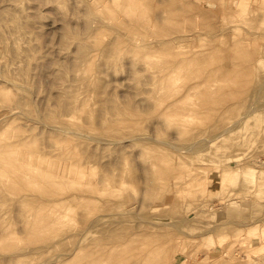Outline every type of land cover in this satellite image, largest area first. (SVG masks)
<instances>
[{
    "label": "rangeland",
    "instance_id": "374dc122",
    "mask_svg": "<svg viewBox=\"0 0 264 264\" xmlns=\"http://www.w3.org/2000/svg\"><path fill=\"white\" fill-rule=\"evenodd\" d=\"M123 1L0 0V144L3 142L2 139L8 138L12 142L10 148L18 158L25 159L26 163L23 165L26 166L24 168H30L31 173L34 167L38 172L37 175H35V171L30 174L33 175L31 179L19 171L23 166L20 163L13 169L8 165V168L5 166V169L2 168L3 163H1L2 166L0 165V170L2 172L4 170V173L0 174V179L8 176L3 180L5 183L0 185L4 188L2 190L8 191L5 190L7 186L4 184L8 183L7 181H9L8 184H11V178L14 179L12 183L15 182V186L11 185L15 189L17 188V191L20 186L22 188V190L20 188L21 192L19 191L20 195L16 193L18 196L13 192L12 194L0 192V195L7 193L5 196H0V223L2 222L0 235L5 237L3 241V238L0 237V248L2 247L0 249V264H50V261L51 264H64L65 262H67L65 264L73 262L76 264L75 259L77 258L82 260L77 259V264L79 262L80 264H101V261L110 262L112 260V258H108L107 261L105 256L109 253L106 255V251L102 258L101 256H98L99 260L97 258L96 251L100 248L103 251L106 247L105 243H108V248L113 249L114 247L112 253L119 251V256L123 255L124 263L120 261V264H140L137 258L140 255L135 254L137 251L135 249L138 247L135 245L142 244L143 234H146V237L149 234V238L143 239L144 244L141 246L149 243L147 241L150 240L149 244H151L154 236L156 237L153 244L164 246L167 242L166 239L170 237L169 244L171 242L173 247L170 244L165 252L166 259L162 260L165 264H167L166 260L170 261L169 264H264V0ZM120 2L130 4L131 11L127 10L126 4H120ZM187 3L189 7L183 5ZM116 6L121 7L118 9ZM122 8L125 9L126 14ZM138 10H141V15ZM136 11L137 13H134ZM142 11L145 12L143 15ZM129 13L135 24V27L131 26L134 30L129 26L132 25ZM134 14L137 16L135 19L137 18L136 20L139 22L134 20ZM121 18H125L124 21ZM117 19L119 20L117 21ZM113 20L114 22H112ZM119 22L121 23L120 27L117 26L120 25ZM113 23L116 24L115 27L112 26ZM65 28L67 29L65 30ZM113 28L115 32H113ZM240 41L241 43H239ZM81 42L83 45L86 43V47L89 48L84 54L79 51ZM235 44H240L242 48ZM115 45H118V49H115L117 48ZM231 45L235 47L232 54L230 52ZM225 47H229V49H224ZM227 49L229 51H224ZM246 49L252 53L250 54ZM207 50H209L210 59L208 54H205L208 53ZM185 53L186 57L190 55L188 58L189 60L191 58L192 61L178 64L179 67H175L178 74L174 71V74L177 75L173 82L170 78L174 75H169L171 73L168 70L169 64L172 60L177 59L179 54L180 58H183L184 56L181 55ZM191 53L201 57L202 54H205L203 57L206 58L204 60L202 57V60L200 56H196L200 60L195 61V57L192 58L194 55L191 57ZM85 54H88L89 57L88 55L85 57ZM170 55L173 59L169 57ZM175 55L178 57L175 58ZM207 57L210 61L207 60ZM242 57L245 59L249 57L245 60L246 63L242 62L244 61ZM167 58L168 61L171 60L170 63ZM148 61L152 62L149 64ZM164 63L163 67L166 68H161ZM195 63H197L196 66ZM199 63L200 65H198ZM159 64L161 67L158 66ZM232 64L238 69H234ZM225 67L227 70L229 68L230 76ZM199 68L205 70L201 71ZM223 70L226 71V74ZM88 73H91L92 76ZM153 75L154 78H152ZM231 76L233 78L236 76L237 79H233ZM249 77L250 79L247 80ZM14 81H18L17 84L20 83V85L13 84ZM161 84L166 86V89ZM159 87L164 90L160 92ZM169 87L171 88L169 89ZM157 90L160 92V94L158 92L159 95L156 93ZM246 90L248 92H245ZM1 92L5 94L2 95ZM239 93V96H235ZM152 94L159 96L156 98L159 102L155 98V101L153 100ZM160 95L165 98L163 96L161 98ZM206 96H210L211 102ZM217 97L222 100L218 101ZM228 97L230 98L228 99ZM163 98L164 101L167 99L168 103L171 101L170 105L168 104L170 112L163 105L160 106ZM256 98L257 100H255ZM231 100L234 101L231 102ZM192 102L194 103L192 104ZM166 105L164 104V106ZM192 105H195L196 109L200 108L196 111ZM117 106H120V109ZM230 106L231 108H229ZM8 107L13 108V110L10 109L13 113L9 111ZM230 110L231 112H229ZM129 111L135 113L132 114L131 122ZM163 111L164 113H162ZM125 112L130 114H126L129 117L125 116ZM122 113L124 115H121ZM3 114L5 116H2ZM7 114L9 116H6ZM136 114L142 115L136 116L138 119L140 118L139 121L135 117ZM197 115L199 117H196ZM206 115L209 116L206 117ZM234 116L236 118L233 120ZM56 119L60 121L57 122ZM182 121L183 123H181ZM56 122L63 127L58 126L59 124L57 125ZM229 126L230 128H228ZM72 129L74 130L72 131ZM218 130L224 134L221 133L220 136L215 137ZM111 131H115V133H111ZM108 133L112 137L107 135ZM208 138H210L209 141ZM110 139L111 141H109ZM193 143L197 146H190ZM149 147L150 149L147 150ZM194 148L195 150H193ZM167 149L170 151L168 152ZM151 150L156 152V159L152 156L154 153H150ZM165 167H168V172L170 170L173 172H167V175ZM8 169L10 170L8 171ZM174 170L177 171L174 172ZM7 171L13 175L8 174ZM154 171L160 175L157 176ZM19 174L22 175L21 181L17 177ZM165 174L169 178H165ZM28 175L29 173H27ZM40 175L46 176L39 179ZM154 175L157 179L151 177ZM34 176L38 180L34 181ZM49 178H51L50 180L55 179L56 183L53 181L49 183ZM26 183L29 185L27 186ZM51 183L58 187L56 185L53 187ZM44 184L47 186L50 184L53 187H51L52 190L57 187L59 192L56 189L54 191L56 194L59 193L60 197L56 195L54 198L55 194L52 196L51 188H46ZM8 186L10 191L13 190L10 185ZM44 186L46 190L50 189L45 190L46 193L42 191ZM15 189L13 191H16ZM48 192L50 193L48 194ZM109 192L110 195H107ZM31 193L35 196H31ZM15 197L18 200H14ZM40 199H46V204ZM24 200H28L27 203L32 200V203L30 204V201L27 205ZM23 203L27 205H25L26 208L31 206L29 208L31 211L27 209L29 212H26ZM87 204H90L88 206L91 209V205L96 204L97 206L91 211L89 207V210L87 209ZM48 208L51 210L53 208L52 212L57 214L56 217L54 216L57 220L50 221L52 213L51 210L48 211ZM30 212H33V217ZM48 212H50L49 219V216L46 217ZM26 213L30 214L28 218ZM114 214L116 215L114 216ZM85 216L89 219H85ZM120 216L124 217L119 218ZM44 217L48 221L44 222ZM37 220L38 223H46L47 226L39 225L35 231L33 224L37 223ZM49 221L50 223H48ZM28 222L30 223L28 224ZM48 225L54 228L51 229ZM119 225H122V228ZM3 226L7 229L5 230ZM42 226L44 228L46 226L47 229ZM58 227H64L63 232ZM113 227L114 229H111ZM149 227L151 228L149 229ZM3 229L11 235L3 236L5 235V232L2 234ZM79 229H81V235ZM121 229L124 231L122 232ZM41 230L45 231L41 232ZM33 231L37 232L36 235ZM51 231L54 233L50 234ZM125 231L128 232V235L124 233ZM152 231L159 234L158 238L155 233L152 236L150 233ZM59 232L63 234L60 236ZM137 232L142 235L140 236ZM44 233L47 235L46 241L51 237L49 240L51 242H46L43 238V244L41 243L42 238H39L37 234L44 235ZM74 235H77L76 238ZM118 235H121V238ZM84 236L88 237L87 240L84 239ZM122 236L125 240H122L124 239ZM131 237L134 240L136 237L135 241L141 238L137 244L135 241L128 242V244H135H131L135 248L133 251H130L131 246L129 248L126 244V238L127 241H131ZM88 240L91 245L86 243ZM44 241L48 248L44 246L46 245ZM11 242L14 244L12 245ZM77 242H80V247ZM6 243L9 244L8 247ZM101 243L103 247L105 246L104 248L100 246ZM10 244L14 247L12 248ZM87 244L92 247L93 253H89L91 247ZM51 245L54 249L51 248ZM141 246L139 245V249ZM149 246L151 247V245ZM149 246L146 248V251L149 250V252H146L143 247L144 249L141 248V250L145 252L138 250L142 254L139 253L142 256H145L146 253L150 254ZM165 246L161 247L160 245L159 250L155 245L152 246L154 248L151 252L154 257L153 260L149 258L151 259V263L148 260L149 264H152L154 260L155 264L162 263L160 260L165 249L163 252L160 250ZM33 247L41 249L40 252L43 255ZM124 247L129 248L130 252ZM93 248L97 250L94 251ZM55 249L57 250L55 251ZM60 249L61 251H59ZM124 249L126 252L122 254ZM120 250H122L121 253ZM109 252L113 261L116 260L115 264H118L117 260L122 257L117 259L116 256H113L116 252L113 255L110 250ZM131 252L135 255L130 254ZM24 253L27 254L24 255ZM10 255L13 259L9 257ZM98 255H101V252ZM116 255L118 254L116 253ZM35 257L38 258V261ZM71 257L72 260H69ZM6 258L8 259L6 260ZM146 261L147 259L143 261V264L144 262L147 264ZM112 263L114 264L111 261Z\"/></svg>",
    "mask_w": 264,
    "mask_h": 264
},
{
    "label": "bare ground",
    "instance_id": "6f19581e",
    "mask_svg": "<svg viewBox=\"0 0 264 264\" xmlns=\"http://www.w3.org/2000/svg\"><path fill=\"white\" fill-rule=\"evenodd\" d=\"M119 1H120V0H119ZM122 1H123V0H122ZM130 1H132V0H130ZM130 1H129V2H130ZM133 1H135V0H133ZM151 1H152V0H151ZM123 2H124V1H123ZM123 2H122V3H123ZM126 2H128V1H126ZM126 2L123 3V4H126ZM129 2H128V3H129ZM122 3L120 2V4H122ZM132 3H133V5H134V2H132ZM169 3H170V2H169ZM172 4H173V3H172ZM117 5H118V4H117ZM129 5H130V4H126V8H127L128 11H131V10L129 9V7H130ZM133 5H132V6H133ZM183 5L186 6V5H188V3H187V4H183ZM116 7H117V6H116ZM120 7H121V6H119V8H120ZM168 7H170V6H168ZM175 7H176V6H175ZM187 7H189V5H188ZM191 7H192V5H191ZM89 8H90V7H89ZM117 8H118V7H117ZM119 8H118V9H119ZM122 9H123V8H122ZM135 9L137 10V8H135ZM177 9H178V8H177ZM89 10H90V9H89ZM91 10H92V9H91ZM124 10H125V9H123V11H124ZM169 10H170V8H169ZM128 11H127V12H128ZM138 11H139V10H138ZM185 11H186V10H185ZM124 12H125V11H124ZM140 12H141V10L139 11V13H140ZM142 12H143V11H142ZM173 12H174V11H173ZM93 13H95V12H93ZM96 13H97V12H96ZM134 13H137V11L134 12ZM144 13H145V12H143L142 15H143ZM169 13H171V12H169ZM125 14H126V12H125ZM131 14H132V12H131ZM114 15H115V14H114ZM128 15H130V13H129ZM134 15H135V16H133V17H134V20H136L137 18L135 19V17H137V16H136V14H134ZM137 15H139V14H137ZM140 15H141V13H140ZM145 15H146V14H145ZM172 15H173V14H172ZM175 15H176V14H175ZM97 16H98V15H97ZM125 16H126V15H125ZM131 16H132V15H130V20H131ZM109 17H110V16H109ZM133 17H132V19H133ZM147 17H148V16H147ZM173 17H174V16H173ZM98 18H99V17H98ZM117 18H118V17H117ZM143 18H144V17H143ZM114 19H115V18H114ZM123 19H125V18H123ZM123 19L121 18V20H123ZM141 19H142V18H141ZM101 20H102V19H101ZM101 20H100V21H101ZM118 20H119V19H117V21H118ZM151 20H152V19H151ZM123 21H124V20H123ZM131 21H132V20H131ZM136 21H137V20H136ZM140 21H141V20H140ZM112 22H114V20H113ZM127 22L129 23V21H127ZM137 22H139V20H138ZM119 23H120V22H119ZM131 23H132V25H129V26H130V27H131V26L135 27V24L133 23V21H132ZM131 23H129V24H131ZM124 24H125V23H124ZM114 25H116V24L113 23L112 26H114ZM122 25H123V24H122ZM165 25H166V24H165ZM117 26L120 27V26H121V23H120V25H117ZM136 26H137V24H136ZM109 27H110V26H109ZM114 27H115V26H114ZM125 27H126V26H125ZM131 28H132V27H131ZM66 29H67V28H65V30H66ZM109 29H110V28H109ZM132 29H133V28H132ZM110 30H112V28H111ZM114 30H115V29L113 28V32H115ZM133 30H134V29H133ZM158 35H159V34H158ZM116 36H119V35H116ZM159 37H161V36L159 35ZM162 37H163V36H162ZM115 38H116V37H115ZM115 38H114V39H115ZM175 38H176V37H175ZM116 39H117V38H116ZM157 39H158V38H157ZM173 39H174V37H173ZM176 39H177V38H176ZM126 40L129 41L128 39H126ZM158 40H159V39H158ZM242 42H243V41H242ZM114 43H115V42H114ZM126 43H127V42H126ZM235 43H236V42H235ZM239 43H241V41H240ZM243 43H244V42H243ZM118 44H119V43H118ZM127 44H128V43H127ZM145 44H146V43H145ZM166 44H167V43H166ZM84 45H85V47H84ZM84 45H83V43L81 42V45H80V47H79V51H80V53H82V54H84L85 52H87L86 50H89V48L86 47V46H87L86 43H84ZM233 45H234V44H233ZM236 45H237V44H235V46H236ZM112 46H114V45H112ZM117 46H118V45H115V47H117ZM167 46H168V45H167ZM171 46H172V45H171ZM237 46H239L240 48H242V47L240 46V44L237 45ZM86 48H88V49H86ZM98 48H99V47H98ZM113 48H114V47H113ZM170 48H171V47H170ZM221 48H222V47H221ZM221 48H220V49H221ZM226 48L229 49V47H225L224 49H226ZM230 48H232V49H230V50H231L230 52H231V54H232V51H234L233 49H234L235 47L231 45ZM115 49H118V47L115 48ZM141 49H142V48H141ZM141 49H140V50H141ZM208 49H209V48H208ZM228 49H227V50H224V51H229ZM100 50H101V49H100ZM119 50H120V48H119ZM154 50H156V49H154ZM244 50H245V49H244ZM246 50H247V49H246ZM101 51H102V50H101ZM109 51H110V48H109ZM146 51H147V50H146ZM151 51H152V50H151ZM180 51H181V50H180ZM183 51H184V50H183ZM185 51H186V50H185ZM185 51H184V52H185ZM247 51L250 52V50H247ZM105 52H106V51H105ZM118 52H119V51H118ZM154 52H155V51H154ZM181 52H182V51H181ZM187 52H188V51H187ZM207 52H208V53H205V54H208V56H209V50H207ZM220 52H221V51H220ZM237 52H238V51H237ZM248 52H247V53H248ZM121 53H122V52H121ZM145 53H146V52H145ZM149 53H150V52H149ZM158 53H159V52H158ZM169 53H170V51H169ZM172 53H173V52H172ZM176 53H177V52H176ZM178 53H179V52H178ZM210 53H211V51H210ZM238 53H239V52H238ZM251 53H252V52H250V54H251ZM107 54H108V56H109V53H108V52H107ZM111 54H112V53H111ZM143 54H144V53H143ZM150 54H152V52H151ZM173 54H174V53H173ZM181 54H182V53H181ZM205 54H204V55H205ZM227 54H228V53H227ZM235 54H237V53H235ZM239 54H241V53H239ZM86 55H88V54H85V57H87ZM112 55H113V54H112ZM177 55H178V54H177ZM185 55H186V53L183 54V55H181V56L186 57ZM187 55H188V54H187ZM193 55H194V56H193ZM204 55L202 54V57H203ZM246 55H247V54H246ZM90 56H91V55H90ZM110 56H111V55H110ZM116 56H117V55H116ZM167 56H168V55H167ZM167 56H166V57H167ZM189 56H190V55H189ZM189 56H188V57H189ZM192 56H193V57H192ZM196 56H197V55L191 53V57H192V58H194V57L197 58V57H199L200 55L197 56V57H196ZM206 56H207V55H206ZM211 56H212V55H211ZM88 57H89V55H88ZM112 57H113V56H112ZM117 57H118V56H117ZM169 57H170L171 59H173L171 55H170ZM176 57H178V56L175 55V58H176ZM184 57H183V58H180V54H179V57H178L177 59H175V60H172L171 63H170L171 60L169 59V61H168V58H167V61L171 64V65L169 64V66H170L169 69L167 68L169 71H171V73H170L169 75H174V76H172V78H170V79L173 80V82H174V80H176V79H175V76L178 74V72L175 70V67H177L178 64H181V63L183 64V63H185V62L192 61L191 58H190V60H189L188 57H186V58H184ZM200 57H201V56H200ZM202 57H201L200 59H202ZM91 58H92V57H91ZM140 58H141V56H140ZM162 58H163V57H162ZM195 58H194L195 61H199V60H200V59H198V58H197L198 60L195 59ZM204 58H206V57H203V59H204ZM211 58H212V57H211ZM239 58H240V57H239ZM242 58H243V57H242ZM248 58H249V57H247L246 59H248ZM92 59H93V58H92ZM141 59H142V58H141ZM145 59H146V58H145ZM148 59H149V58H148ZM153 59H154V58H153ZM203 59H202V60H203ZM209 59H210V56H209ZM209 59H208V57H207V60H209ZM236 59H237V58H236ZM243 59H244V61H242ZM243 59H242L241 61L246 63V62H247V61H245L246 59H245V58H243ZM117 60H119V59H117ZM117 60H116V61H117ZM165 60H166V59H165ZM204 60H205V59H204ZM207 60H206V61H207ZM237 60H238V59H237ZM155 61H156V60H155ZM167 61H166V62H167ZM180 61H181V62H180ZM195 61H193V62H195ZM206 61H205V62H206ZM209 61H210V60H209ZM148 62H149V61H148ZM151 62H152V61H150L149 64H150ZM166 62H165V63H166ZM168 62H167V63H168ZM179 62H180V63H179ZM203 62H204V61H203ZM207 62H208V61H207ZM211 62H212V61H211ZM113 63H114V62H113ZM145 63H146V61H145ZM159 63H160V62H159ZM165 63H164L163 65H161L162 67L160 66V64H159L158 66H160L161 68H166V67H163V66L165 65ZM167 63H166V66H167ZM234 63H235V62H234ZM236 63H237V62H236ZM152 64H153V63H152ZM212 64H213V63H212ZM212 64H211V65H212ZM237 64H238V63H237ZM237 64H236V65H237ZM93 65H94V64H93ZM153 65H155V64H153ZM153 65H152V66H153ZM196 65H197V63H195V66H196ZM198 65H200V63H199ZM205 65H206V64H205ZM207 65H208V64H207ZM209 65H210V63H209ZM219 65H220V64H219ZM232 65H233V64H232ZM236 65H235V66H236ZM242 65H243V64H242ZM181 66H182V65H181ZM192 66H193V65H192ZM202 66H204V65L202 64ZM247 66H249V65L247 64ZM160 67H159V69H160ZM178 67H179V66H178ZM200 67H201V66H200ZM222 67H224V66H222ZM233 67H234V65H233ZM233 67H232V69H233ZM242 67H243V66H242ZM155 68H156V67H155ZM205 68H206V67H205ZM209 68H210V67H209ZM211 68H212V66H211ZM214 68H215V67H214ZM236 68H237V67H234V69H236ZM194 69H195V68H194ZM217 69H218V68H217ZM225 69H226L227 74H228V72L230 71L229 68H228L229 71L227 70L226 67H225ZM237 69H238V68H237ZM240 69H241V68H240ZM247 69H249V68H247ZM160 70H161V69H160ZM165 70H166V69H165ZM168 70H167V71H168ZM199 70L203 71V70H205V69L202 70V69L199 68ZM211 70H212V69H211ZM213 70H214V69H213ZM242 70H243V69H242ZM244 70H245V69H244ZM161 71H162V70H161ZM161 71H160V72H161ZM169 71H168V73H169ZM172 71H173V72H172ZM174 71H175V73L177 72V74H174ZM207 71H209V70H207ZM214 71H215V70H214ZM214 71H213V74H214ZM221 71H222V70H221ZM221 71H220V72H221ZM223 71H224L225 74H226V71H225V70H223ZM231 71H232V70H231ZM240 71H241V70H240ZM240 71H239V72H240ZM84 72H85V71H84ZM87 72H88V71H87ZM183 72H184V71H183ZM236 72H237V71H236ZM151 73H152V72H151ZM154 73H155V72H154ZM162 73H164V71H162ZM162 73H161V74H162ZM217 73H218V72H217ZM88 74H89L90 76H92L91 73H88ZM152 74H153V73H152ZM152 74H151V75H152ZM165 74L167 75L166 72H165ZM209 74H210V73H209ZM234 74H235V73H234ZM237 74H238V73H237ZM240 74L242 75L243 73H240ZM162 75H164V74H162ZM179 75H180V73H179ZM215 75H216V74H215ZM215 75H214V77H215ZM228 75H229V74H228ZM232 75H233V73H232ZM84 76H85V75H84ZM90 76H88V77H90ZM210 76H211V75H210ZM212 76H213V75H212ZM217 76H218V74H217ZM229 76H230V75H229ZM169 77H170V76H169ZM183 77H184V76H183ZM219 77H220V76H219ZM226 77H227V76H226ZM235 77H236V76H235ZM235 77L233 78V77L231 76V78H233V79H237V78H235ZM244 77H245V76L243 75V78H244ZM91 78H92V77H91ZM91 78H90V79H91ZM152 78H154V75H153ZM223 78H224V77H223ZM87 79H88V78H87ZM170 79H169V80H170ZM207 79H208V78H207ZM210 79H211V78H210ZM215 79H216V78H215ZM217 79H218V78H217ZM241 79H242V78H241ZM249 79H250V77L247 78V80H249ZM88 80H89V79H88ZM172 80H170V81H172ZM225 80H226V79H225ZM228 80H230V79H228ZM238 80H239V78H238ZM243 80H244V79H243ZM160 81H162V80H160ZM164 81H165V78H164ZM167 81H168V80H167ZM204 81H205V80H204ZM210 81H211V80H210ZM213 81H215V80H213ZM221 81H222V78H221ZM235 81H236V80H235ZM235 81H234V82H235ZM6 82H7V80H6ZM17 82H18V81H17ZM17 82L14 81L13 84L16 85ZM173 82H170V83L173 84ZM8 83H9V82H8ZM160 83H161V82H160ZM170 83H168V84L171 86ZM207 83H209L208 80H207ZM218 83H219V82H218ZM242 83H243V81H242ZM10 84H11V82H10ZM156 84H157V83H156ZM239 84H240V83H239ZM245 84H247V83L245 82ZM11 85H12V84H11ZM17 85H20V83H18ZM161 85H162L163 88L166 89V86L164 87L163 84H161ZM241 85L243 86V84H241ZM13 86H14V85H13ZM225 86H226V85H225ZM156 87H157V86H156ZM171 87H174V86L172 85ZM171 87H169V89H170ZM237 87H239V86L237 85ZM245 87H246V86H245ZM154 88H155V87H154ZM159 88H160V87H159ZM206 88H207V87H206ZM229 88L231 89V87H229ZM229 88H228V89H229ZM232 88H233V87H232ZM240 88H241V87H240ZM240 88H239V89H240ZM243 88H244V87H243ZM152 89H153V87H152ZM155 89H157V88H155ZM155 89H154V90H155ZM173 89H174V88H173ZM203 89H204V88H203ZM214 89H215V88H214ZM244 89H245V88H244ZM244 89H243V90H244ZM248 89H249V88H248ZM163 90H164V89H161V88H160V92L163 91ZM243 90H242V91H243ZM1 91H2V90H1ZM155 91H156V90H155ZM155 91H154V92H155ZM208 91H210V90H208ZM213 91H214V90H213ZM240 91H241V90H240ZM240 91H239V92H240ZM242 91H241V92H242ZM253 91H254V90H253ZM2 92H4V91H2ZM2 92H1V93H2ZM158 92H159V91L157 90L156 93L158 94ZM160 92H159V94H160ZM186 92H187V91H186ZM220 92H222V91H220ZM241 92H240V93H241ZM245 92H248V91L246 90ZM245 92H244V93H245ZM257 92H258V91H257ZM156 93H155V94H156ZM204 93H205V92H204ZM207 93H209V92H207ZM212 93H213V92H212ZM216 93H217V92H216ZM233 93H234V92H233ZM240 93L237 94V95H235V96H239ZM4 94H5V93H2V95H4ZM155 94H154V95H155ZM157 94H156V95H157ZM159 94H158V95H159ZM234 94H236V93H234ZM242 94H243V93H242ZM245 94H246V93H245ZM245 94H244V95H245ZM255 94H256V93H255ZM255 94H254V96H255ZM258 94H259V93H258ZM6 95H7V94H6ZM152 95H153V94H152ZM154 95L152 96V97H153V100H154V98H155V100H157L156 98H158L159 96L157 97V96L155 95V97H154ZM192 95H193V94H192ZM208 95H209V94H208ZM213 95H215V94H213ZM218 95H219V94H218ZM162 96H163V95H160L161 98H162ZM215 96H216V95H215ZM228 96H229V95H228ZM231 96H233V95H231ZM246 96H247V95H246ZM257 96H258V95H257ZM163 97H164V96H163ZM203 97H204V96H203ZM206 97H207V96H206ZM213 97H214V96H213ZM213 97H212V98H213ZM150 98H151V97H150ZM164 98H165V97H164ZM164 98L162 99L163 101L160 102L161 104H160V103H159V104H160V106L163 105L164 108L166 107L165 109H168V104H169L171 101H169V103H168V102H166V101H168V100L166 99V101H164V100H165ZM207 98H209V99H208L209 101L211 100V99H210V96H208ZM215 98H216V97H215ZM215 98H214V99H215ZM223 98H224V97H223ZM229 98H230V97H228V99H229ZM231 98H232V97H231ZM259 98H260V97H259ZM261 98H262V97H261ZM159 99H160V98H159ZM196 99H197V98H196ZM196 99H195V100H196ZM219 99L222 100L221 98H219ZM219 99H218V97H217V100H218V101H220ZM226 99H227V98H226ZM228 99H227V100H228ZM240 99H241V98H240ZM251 99H252V98H251ZM253 99H254V98H253ZM150 100L153 102L152 99H150ZM155 100H154V101H155ZM195 100H194V101H195ZM199 100H200V98H199ZM201 100H202V99H201ZM204 100H206V99L204 98ZM208 100H207V102H208ZM234 100H235V99H234ZM234 100H231V102L234 101ZM236 100L238 101L239 99H236ZM242 100H243V99H242ZM244 100H245V99H244ZM255 100H257V98H256ZM160 101H161V99H160ZM191 101H192V100H191ZM157 102H159V101L157 100ZM164 102H166L167 105H166V103H164ZM203 102H204V101H203ZM203 102H202V103H203ZM210 102H211V101H210ZM210 102H208V103H210ZM221 102H222V101H221ZM242 102H243V101H242ZM163 103H164L166 106H164ZM193 103H194V102H192V104H193ZM202 103H201V104H202ZM205 103H206V102H205ZM218 103H220V102H218ZM113 104H114V103H113ZM155 104H156V103L154 102V105H155ZM195 104H196V103H195ZM212 104H213V103H212ZM212 104H209V105H212ZM215 104H216V103H215ZM231 104H232V103H231ZM237 104H238V103H237ZM252 104H253V103H252ZM169 105H170V104H169ZM203 105H204V104H203ZM203 105H202V108H203ZM205 105H206V104H205ZM205 105H204V106H205ZM228 105H229V104H228ZM235 105H236V104H235ZM240 105H241V104H240ZM244 105H246V104H244ZM7 106H8V105H7ZM77 106H78V105H77ZM192 106H193V105H192ZM194 106H195V105H194ZM194 106H193V107H194ZM213 106H215V105H213ZM231 106H232V105H231ZM231 106H230L229 108H231ZM233 106H234V105H233ZM241 106H242V105H241ZM249 106H250V105H249ZM255 106H257V105H255ZM260 106H261V105H260ZM111 107H112V106H111ZM117 107H118V106H117ZM163 107H162V110H163ZM197 107H198V106H197ZM207 107H208V106H207ZM209 107H212V106H209ZM227 107H228V106H227ZM236 107H238V106H236ZM239 107H240V106H239ZM257 107H258V106H257ZM2 108H3L4 110H6V108H4L3 106H2ZM118 108L120 109V106H119ZM152 108H153V107H152ZM156 108H157V107H156ZM194 108H195V107H194ZM199 108H200V107H199ZM199 108H197V109H199ZM222 108H223V107H222ZM234 108H235V107H234ZM244 108H245V107H244ZM249 108H250V107H249ZM3 109H1V110L3 111ZM8 109H9V111H10L11 108L8 107ZM115 109H116V106H115ZM153 109H154V108H153ZM191 109H193V108H191ZM191 109H190V110H191ZM195 109H196V108H195ZM197 109H196V111H197ZM204 109H205V108H204ZM209 109H210V108H209ZM236 109H237V108H236ZM240 109H242V108L240 107ZM11 110H13V108H12ZM160 110H161V109H160ZM160 110H159V111H160ZM188 110H189V109H188ZM200 110H201V109H200ZM200 110H199V112H201ZM213 110L216 111V109H213ZM250 110H251V109H250ZM258 110H259V109H258ZM6 111H7V110H6ZM134 111H135V110H134ZM166 111H167V110H166ZM168 111H169V109H168ZM202 111H203V110H202ZM225 111H226V110H225ZM238 111H239V110H238ZM240 111H241V110H240ZM10 112L13 113V111H10ZM129 112H130V111H129ZM131 112H132V113H131ZM131 112H130V114H131L130 117H129L130 114L125 112V116H128V117H129V120L132 119V117H133L132 114H135L133 111H131ZM154 112H155V109H154ZM169 112H170V111H169ZM226 112H228V111H226ZM229 112H231V110H230ZM246 112H247V111H246ZM255 112H256V111H255ZM255 112H254V113H255ZM3 113H4V111H3ZM120 113H121V112H120ZM123 113H124V112H123ZM123 113H122L121 115H124ZM162 113H164V111H163ZM193 113H194V111H193ZM206 113H207V112H206ZM208 113H209V112H208ZM239 113H241V112H239ZM249 113H250V112H249ZM258 113H259V112H258ZM126 114H129V115H126ZM180 114H181V113H180ZM182 114H183V113H182ZM185 114H186V113H185ZM196 114H197V113H196ZM202 114H203V113H202ZM202 114H201V115H202ZM234 114H235V116H236V113H234ZM255 114H257V113H255ZM10 115H11V114H10ZM137 115H140V114H136L135 117H136ZM194 115H195V114H194ZM199 115H200V114H199ZM238 115H239V114H238ZM245 115H246V113H245ZM245 115H242V116L244 117ZM247 115H248V114H247ZM251 115H252V114H251ZM253 115H254V114H253ZM2 116H5V115L3 114ZM6 116H9V115L7 114ZM140 116H142V115H140ZM140 116H139V117H140ZM179 116H180V115H179ZM207 116H209V115H206V117H207ZM235 116H234L233 120L236 118ZM137 117H138V116H137ZM137 117H136V118H137ZM196 117H199V116L197 115ZM201 117H203V116H201ZM204 117H205V115H204ZM222 117H223V116H222ZM229 117H230V116H229ZM1 118H5V117H1ZM124 118H125V117H124ZM180 118H181V117H180ZM208 118H209V117H208ZM208 118H207V119H208ZM237 118H239V117H237ZM137 119H138V118H137ZM139 119H140V118H139ZM139 119H138V121H139ZM172 119H174V118H172ZM182 119H184V118L182 117ZM186 119H187V118H186ZM198 119H199V118H198ZM200 119H201V118H200ZM204 119H205V118H204ZM229 119H230V118H229ZM229 119H228V120H229ZM242 119H244V118H242ZM121 120H122V119H121ZM124 120H125V119H124ZM127 120H128V119H127ZM129 120H128V122H129ZM178 120H179V118L177 119V121H178ZM188 120H189V118H188ZM56 121H57V119H56ZM59 121H60V120H58L57 122H59ZM64 121H65V120H64ZM125 121H126V120H125ZM136 121H137V120H136ZM180 121H181V120H180ZM180 121H179V122H180ZM190 121H191V120H190ZM193 121H194V120H193ZM197 121H198V120H197ZM222 121H223V120H222ZM236 121H237V120H236ZM238 121H239V120H238ZM57 122H56V124H57ZM107 122H108V121H107ZM126 122H127V121H126ZM126 122H125V123H126ZM130 122H131V120H130ZM185 122H186V121H185ZM185 122H184V123H185ZM214 122H215V120H214ZM225 122H226V121H225ZM230 122H233V121L230 120ZM234 122H235V121H234ZM243 122H244V120H243ZM246 122L248 123V121H246ZM62 123H63V122H62ZM181 123H183V121H182ZM194 123H196V122H194ZM211 123H212V122H211ZM222 123H223V122H222ZM58 124H59V123H58ZM58 124H57V125H58ZM100 124H101V123H100ZM110 124H111V123H110ZM172 124H174V123H172ZM175 124H176V123H175ZM186 124H187V123H186ZM191 124H192V123H191ZM204 124H205V123H204ZM214 124H215V123H214ZM228 124H229V123H228ZM235 124H236V123H235ZM244 124H246V123H244ZM60 125H61V124H59L58 126H60ZM200 125H201V123H200ZM211 125H212V124H211ZM217 125H218V124H217ZM219 125H220V124H219ZM219 125H218V126H219ZM187 126H188V125H187ZM187 126H186V127H187ZM202 126H203V125H202ZM244 126H246V125H244ZM54 127H55V125H54ZM62 127H63V126L61 125V128H62ZM175 127H176V126H175ZM181 127H182V126H181ZM210 127H211V126H210ZM210 127H209V128H210ZM215 127H217V126H215ZM93 128H95V127H93ZM107 128H108V127H107ZM183 128H184V127H183ZM190 128H191V127H190ZM194 128H195V127H194ZM194 128H193V129H194ZM211 128H212V127H211ZM213 128H214V127H213ZM218 128H220V127H218ZM228 128H230V126H229ZM232 128H233V127H232ZM237 128H238V127H237ZM179 129H180V128H179ZM73 130H74V129H72V131H73ZM84 130H85V129H84ZM93 130H94V129H93ZM111 130H112V129H111ZM186 130H187V129H186ZM194 130H195V129H194ZM76 131H78V130L76 129ZM76 131H75V132H76ZM94 131H95V130H94ZM120 131H121V130H120ZM182 131H183V129H182ZM210 131H212V130H210ZM210 131H209V132H210ZM214 131H215V130H214ZM214 131H213V132H214ZM218 131H219V132H218L217 135L214 134L215 137L220 136V134L222 133V131H221V132H220V130H218ZM224 131H226V130L224 129ZM88 132H89V130H88ZM112 132L115 133V131H111V133H112ZM199 132H200V131H199ZM213 132H212V133H213ZM72 133H73V132H72ZM76 133H77V132H76ZM79 133H80V132H79ZM121 133H122V132H121ZM201 133H202V132H201ZM73 134H74V133H73ZM77 134H78V133H77ZM87 134H88V133H87ZM118 134H119V132H118ZM202 134H203V133H202ZM222 134H224V132H223ZM226 134H227V132H226ZM107 135H110V137H112L110 133H108ZM112 135H113V134H112ZM129 135H130V134H129ZM131 136H132V134H131ZM200 136H201V135H200ZM204 136H205V135H204ZM221 136H222V135H221ZM224 136H225V135H224ZM91 137H92V136H91ZM93 137H95V136H93ZM105 137H106V136H105ZM105 137H103V139H104ZM119 137L122 138L121 136H119ZM125 137H126V136H125ZM127 137H128V136H127ZM202 137H203V135H202ZM215 137H214V138H215ZM98 138H101V137L98 136ZM131 138H132V137H131ZM199 138H201V137H199ZM203 138H204V137H203ZM203 138H202V139H203ZM94 139H95V138H94ZM142 139H143V138H142ZM96 140H97V139H96ZM104 140H106V139H104ZM133 140H134V138H133ZM133 140H132V141H133ZM203 140H204V139H203ZM209 140H210V138H208V141H209ZM211 140H212V139H211ZM2 141H3V142L0 144V165H1V163L4 164V165L2 164L3 166L1 165L2 168H4V166L7 167V165H8L9 167H11V168L13 169V168H15V167L17 166L18 163H20V164H22V165L26 163L24 158H22V157H21V158H18V156L16 155V153L10 148V145L12 144V142H10L8 138H7V139H2ZM101 141H103V140H101ZM101 141H100V142H101ZM109 141H111V139H110ZM112 141H114V140L112 139ZM129 141H130V140H129ZM106 142H107V140H106ZM194 142H195V141H194ZM212 142H213V141H212ZM104 143H105V142H104ZM110 143H111V142H110ZM113 143H114V142H113ZM115 143H116V142H115ZM131 143H133V142H131ZM140 143H141V142H140ZM198 143H199V142H198ZM201 143H203V142H201ZM206 143H207V142H206ZM213 143H214V142H213ZM133 144H134V143H133ZM141 144H142V143H141ZM143 144H144V143H143ZM188 144H189V143H188ZM215 144H216V143H215ZM151 145H152V143H151ZM155 145H156V144H155ZM184 145H186V144H184ZM195 145H196V144H195ZM195 145H194V143H193V144L190 145V146L193 147V146H195ZM202 145H203V144H202ZM205 145H206V144H205ZM211 145H212V144H211ZM213 145H214V144H213ZM141 146H142V145H141ZM148 146H149V144H148ZM187 146H188V145H187ZM196 146H197V145H196ZM199 146H200V145H199ZM145 147H146V145H145ZM159 147H160V146H159ZM159 147H158V148H159ZM173 147H174V146H173ZM185 147H186V146H185ZM142 148H143V147H142ZM151 148H152V147H151ZM154 148H155V147H154ZM188 148H191V147H188ZM148 149H150V147L147 148V150H148ZM152 149H153V148H152ZM185 149H186V148H185ZM145 150H146V149H145ZM155 150H156V149H155ZM190 150H191V149H190ZM193 150H195V148H194ZM163 151H164V149H163ZM167 151L169 152L170 149H169V150L167 149ZM147 152H148V151H147ZM151 152H152V150L150 151V153H151ZM168 152H166V153H168ZM141 153H143V152L141 151ZM153 153H154V152H152V154H153ZM155 153H156V152H155ZM155 153H154V155H152V156H154V159H156V158H155ZM162 154H163V156L165 155L164 152H163ZM169 154H170V156H171V152H170ZM169 154H168V157H169ZM157 156H158V153L156 154V157H157ZM159 156H160V155H159ZM161 156H162V155H161ZM151 158H152V157H151ZM159 159H160V158H159ZM170 160H171V159H170ZM1 161H2V162H1ZM156 161H158V160H156ZM157 164H158V162H157ZM25 166H26V165H25ZM25 166L23 165L22 167H20L21 169H20L19 171L22 173V175L25 174L26 177H29V178L32 179L33 175H30V174L34 173L35 168L33 167L34 170H32V172L30 173L31 169H30V168H27V167H26L27 169H25V168H24ZM154 166H155V165H154ZM150 167H151V166H150ZM150 167H148V168L150 169ZM156 167H157V165H156ZM156 167H155V168H156ZM159 167H160V165H159ZM159 167H158V168H159ZM169 167H170V166H169ZM7 168H8V167H7ZM7 168H6V169H7ZM22 168H24V169L22 170ZM158 168H157V169H158ZM167 168H168V167H165V169H164V170H166V173L168 172L167 170H169V169H167ZM170 168H171V167H170ZM4 169H5V168H4ZM152 169H154V168H152ZM152 169H151V170H152ZM171 169H172V168H171ZM9 170H10V169H8V171H9ZM21 170H22V171H21ZM27 170H28V171H27ZM161 170H162V169H161ZM172 170H173V169H172ZM172 170H170L168 173H171ZM8 171H7L8 174L13 175V173L11 174V172L9 173ZM26 171H27V173H29L30 176H29V175L27 176V173H25ZM158 171H159V170H158ZM175 171H177V170H174V172H175ZM0 172H1L0 174H3V173H4V170H3V172H2V170H0ZM149 172H150V171H149ZM159 172H160V171H159ZM172 172H173V171H172ZM23 173H24V174H23ZM35 173H36L35 175H37L38 172L35 171ZM151 173H152V172H151ZM163 173H164V171L162 172V175H163ZM168 173H167V175H168ZM176 173H177V172H176ZM154 174H157V173H155V171H154ZM172 174H173V173H172ZM20 175H21V174H19V175L17 176L19 180H20V178L22 177V175H21V176H20ZM42 175H43V174H42ZM42 175H40L39 177L37 176V177L40 179V178L42 177ZM150 175H152V174H150ZM158 175H160V174H157V176H158ZM174 175H175V174H174ZM174 175H173V176H174ZM3 176H4V175H3ZM45 176H46V175H44L42 178H45ZM5 177H8V176L6 175V176H4V179H2V178L0 179V181L2 180V182L0 183V185H2L3 182L5 183V181H3V180H5ZM12 177H13V176H12ZM47 177H48V175H47ZM151 177H155V179H157V178H156V175L151 176ZM159 177H161V176H159ZM183 177L186 178L185 176H183ZM162 178H163V177H162ZM165 178H169V176L166 177V174H165ZM172 178H173V177H172ZM16 179H17V178H16ZM35 179L38 180V179L36 178V176H34L33 180L36 181ZM50 179H51V178H49V180H50ZM150 179H151V178H150ZM163 179H164V178H163ZM180 179H181V178H180ZM11 180L13 181L14 179L11 178ZM33 180H31V181H33ZM47 180H48V179H47ZM49 180H48L49 183H50L51 181H53V183H56V182H55V179H54V180H50V181H49ZM6 181H7V178H6ZM12 181H11V184L15 186V182H13V183H14V184H13ZM17 181H18V180H17ZM17 181H16V182H17ZM20 181H21V180H20ZM20 181H18V182L20 183ZM23 181H24V178H23ZM34 181H33V183H34ZM151 181L153 182V180H151ZM177 181H178V180H177ZM177 181H176V183H177ZM182 181H183V180H181V183H183ZM191 181H192V180H191ZM7 182L9 183V181H7ZM152 182L150 183L151 185H152ZM192 182H193V181H192ZM8 183H6V184H4V185H6L7 187H9L8 185H10V186L12 187V188H11V187H10V188L14 190L15 188H14L11 184H8ZM33 183H31V184H33ZM53 183H51V184H52V186L54 187V185H56V184L53 185ZM163 183H164V182H163ZM16 184H17V183H16ZM47 184H48V183H47ZM47 184H44V185L46 186V188H49V187L51 188V187H52L50 184L47 186ZM26 185H27V183H26ZM28 185H29V184H28ZM28 185H27V186H28ZM34 185H35V183H34ZM34 185H33V186H34ZM151 185H150V186H151ZM156 185H157V184H156ZM173 185H174V184H173ZM6 186H5V187H6ZM16 186H18V185H16ZM35 186H36V185H35ZM45 186H44V188H43L44 190H42V191H45V190H46ZM56 186H57V185H56ZM89 186H90V185H89ZM158 186H159V185H158ZM180 186H181V185H180ZM180 186H179V187H180ZM1 187H2V186H1ZM1 187H0V188H1ZM7 187H6V188H7ZM53 187H52V188H53ZM57 187H58V186H57ZM57 187H55L54 189H56ZM91 187H92V186H91ZM91 187H90V188H91ZM159 187H161V186H159ZM165 187H166V186H165ZM6 188H5V190H8V191H4V190H2V189H4V188L2 187V188H1L2 191L0 190V192H1V193H2V192H7V193L9 192V194H12V192H13V194H14V193H15V194L17 193L18 195H20V192H21V190H22L21 186H20L21 190H20L19 187H18V188H19L18 191L16 190L17 188L15 189L17 192H16V191H13V190L10 191L8 188H7V189H6ZM52 188H51V190H52ZM88 188H89V187H88ZM92 188H94V187H92ZM152 188H153V187H152ZM32 189H33V188H32ZM34 189H35V187H34ZM41 189H42V188H41ZM54 189L51 191L52 196H53V194H55V195H54V198H55L56 195H57L58 197H60V194L58 193L59 190L56 189V190L58 191V192H57L58 194H56V191H54ZM94 189H95V188H94ZM155 189H156V188H155ZM163 189H164V188H163ZM178 189H179V188H178ZM48 190H50V189H48ZM48 190H46V191H48ZM19 191H20V192H19ZM26 191H27V190H26ZM28 191H29V190H28ZM42 191H41V192H42ZM46 191H45L44 193H46ZM96 191H97V190H96ZM174 191H175V190H174ZM52 192H53V193H52ZM1 193H0V194H1ZM7 193H4V195H0V196H5V195H7ZM25 193H26V192H25ZM29 193H30V192H29ZM42 193H43V192H42ZM44 193H43V194H44ZM49 193H50V192H48V194H49ZM2 194H3V193H2ZM17 194H16V195H17ZM48 194H47V195H48ZM91 194L93 195V193H91ZM151 194H152V193H151ZM18 195H17V196H18ZM25 195H26V194H25ZM30 195H31V196H35V195H32V193H31ZM105 195H106V194H105ZM107 195H110V192H109V194H107ZM17 196H16V197H17ZM26 196H27V195H26ZM43 196H44V195H43ZM45 196H46V195H45ZM52 196H51V197H52ZM103 196H104V195H103ZM16 197L14 198V200L16 199ZM46 197H47V196H46ZM46 197H45V198H46ZM49 197H50V196H49ZM58 197H56V198H58ZM1 198H2V197H1ZM3 198H4V197H3ZM33 198H34V197H33ZM39 198H40V197H39ZM149 198H150V197H149ZM196 198H197V197H196ZM24 199H25V198H24ZM26 199H27V197H26ZM26 199H25V200H26ZM43 199H44V198H43ZM43 199H40V201H41V200H42V202L45 201V204H46V199H45V200H43ZM49 199H50V198H49ZM1 200H3V199H1ZM16 200H18V199H16ZM25 200H24V201H25ZM28 200H29V198H28ZM28 200H27V201H28ZM34 200H35V199H34ZM34 200H33V201H34ZM19 201H20V198H19ZM27 201H25L27 205H28V203H29L30 201H31L30 204L32 203V200H30L28 203H27ZM47 201H48V200H47ZM66 201H67V200H66ZM106 201L108 202V201H110V200H106ZM16 202H18V201H16ZM38 203H39V202H38ZM23 204H24V203H23ZM26 204H24V207H25ZM30 204H29V205H30ZM45 204H44V205H45ZM102 204H103V203H102ZM118 204H119V203H118ZM27 205H26V206H27ZM33 205H36V204H33ZM63 205H64V204H63ZM88 205H90V204H87V209L89 210L90 207H89ZM98 205H99V204H98ZM100 205H101V204H100ZM104 205H105V204H104ZM45 206H46V205H45ZM45 206H44V208H46ZM96 206H97L96 204H95L94 206L91 205L92 209H93L94 207H96ZM30 207H31V206H28V208L25 207L24 210H26V212H29L27 209H29ZM85 207H86V206H85ZM88 207H89V208H88ZM118 207H119V206H118ZM106 208H107V203H106ZM46 209H47V208H46ZM46 209H45V210H46ZM90 209H91V208H90ZM92 209H91V211H92ZM99 209H100V208H99ZM24 210H23V211H24ZM29 210L31 211V209H29ZM50 210H51V209L48 208V211H50ZM88 210H87V211H88ZM105 210H106V209H105ZM123 210H124V209H123ZM33 211H34V210H33ZM35 211H36V210H35ZM38 211H39V210H38ZM42 211L44 212V210H42ZM52 211H53V208H52V210H51L52 216H51L50 221H55V220H57V218H54V216H55V215L57 216V214H55V212H52ZM91 211H90V212H91ZM101 211H102V210H101ZM90 212H89V215L91 214ZM97 212H98V211H97ZM102 212H103V211H102ZM106 212H107V211H106ZM110 212H111V211H110ZM121 212H122V211H121ZM30 213L32 214L31 216L33 217V212H30ZM34 213H38V212H34ZM45 213H46V212H45ZM115 213H116V211H115ZM122 213H123V212H122ZM122 213H121V214H122ZM24 214H25V211H24ZM41 214H44V213H41ZM48 214H50V212L47 213L46 217L49 216ZM87 214H88V213H87ZM117 214H118V213H117ZM28 215H30V214H28ZM28 215H27V213H26L27 218H28ZM108 215H109V214H108ZM110 215H111V214H110ZM115 215H116V214H114V216H115ZM35 216L37 217V215H35ZM56 216H55V217H56ZM93 216H94V215H93ZM111 216H112V215H111ZM117 216H118V215H117ZM130 216H131V215H130ZM24 217H25V215H24ZM32 217H31V218H32ZM46 217H44V220H43L44 222H45V220L48 221V219L50 218V216H49L48 219H45ZM88 217H89V216H88ZM90 217H91V216H90ZM108 217H109V216H108ZM112 217H113V216H112ZM121 217H122V216H120L119 218H121ZM123 217H124V216H123ZM123 217H122V218H123ZM34 218H35V217H34ZM39 218H40V212H39ZM39 218H37V219H39ZM42 218H43V216L41 217V219H42ZM52 218H53L54 220H53ZM59 218H60V217H59ZM117 218H118V217H117ZM29 219H30V216H29ZM85 219H89V218H87V217L85 216ZM113 219H114V218H113ZM0 220H1V219H0ZM23 220L26 221V219H24V218H23ZM32 220H33V219H32ZM32 220H29V221L31 222ZM124 220H125V219H124ZM39 221H40V219H39ZM50 221H49L48 223H50ZM87 221H88V220H87ZM115 221H116V220H115ZM127 221H128V220H127ZM30 222H28V224H29ZM40 222H41V221H40ZM123 222H124V221H123ZM123 222H122V223H123ZM33 223H34V221H33ZM33 223H32V224H33ZM42 223H43V222H42ZM48 223H47V224H48ZM85 223H86V222H85ZM117 223H118V222H117ZM122 223H121V224H122ZM138 223H139V222H138ZM143 223H144V222H143ZM1 224H2V222L0 223V225H1ZM43 224H44V223H43ZM43 224L38 223V220H37V223H34V224H33V227L36 229L35 231H37V228H39V225H43ZM89 224H90V223H89ZM114 224H115V225H118V224H116V223H114ZM124 224H125V223H124ZM44 225H46V223H45ZM112 225H113V224H112ZM140 225H141V223L139 224V226H140ZM1 226H2V225H1ZM1 226H0V227H1ZM46 226H47V225H46ZM46 226H45V228H44V226H42V227H43L44 229H47ZM49 226L51 227V225H48V227H49ZM63 226H64V225H63ZM82 226H83V225H82ZM82 226H81V227H82ZM85 226H86V225H85ZM113 226H114V225H113ZM119 226L121 227L122 225H119ZM139 226H138V227H139ZM3 227H4V226H3ZM27 227H28V226H27ZM31 227H32V225H31ZM65 227H66V226H65ZM83 227H84V226H83ZM123 227H124V226H123ZM1 228H2V227H1ZM40 228H41V226H40ZM53 228H54V227H53ZM53 228L51 227V229H53ZM60 228H61V227H58V229H60ZM63 228H64V227H62V228L60 229L61 232H63V231H62ZM121 228H122V227H121ZM140 228H141V227H140ZM150 228H151V227H149V229H150ZM4 229L6 230L7 228L4 227ZM4 229H3V230H4ZM9 229H10V228H9ZM51 229H49V230H51ZM86 229H87V228H86ZM86 229H85V230H86ZM89 229H90V228H89ZM89 229H88V230H89ZM111 229H114V227L111 228ZM124 229H125V227H124ZM142 229H143V228H142ZM1 230H2V229H1ZM5 230L2 232V234L5 232ZM26 230H27V229H26ZM63 230H64V229H63ZM79 230H80V235H81V229H79ZM88 230H87V231H88ZM116 230H117L118 232H120V230H118V229H116ZM116 230H114V232H116ZM125 230H126V229H125ZM134 230H136V229H134ZM27 231H29V230H27ZM30 231H31V228H30ZM35 231H33V233H35ZM42 231L44 232L45 230H41V232H42ZM54 231H55V230H54ZM54 231H51L50 234L54 233ZM56 231H57V229H56ZM56 231H55V232H56ZM58 231H59V230H58ZM121 231L123 232L124 230L121 229ZM127 231H128V229H127ZM139 231H140V230H139ZM141 231H143V230H141ZM141 231H140V232H141ZM10 232H12V230H10ZM31 232H32V231H31ZM41 232H40V233H41ZM83 232H84V228H83ZM89 232H90V231H89ZM89 232H88V233H89ZM114 232H113V233H114ZM118 232H117V234H118ZM133 232H134V231H133ZM36 233H37V232H36ZM36 233H35L34 235H36ZM56 233H57V232H56ZM73 233H74V232H73ZM78 233H79V232H78ZM78 233H77V235H78ZM88 233H87V234H88ZM124 233L127 234L128 232L125 231ZM134 233H135V232H134ZM150 233L152 234V236H154V235L156 234V235H157V238H158V236H159L158 233H155V232H153V231L150 232ZM154 233H155V234H154ZM159 233L161 234V232H159ZM7 234H8V235H11L10 233L5 232V235H3V236H6ZM12 234H14V233H12ZM28 234L31 235L30 232H28ZM59 234H60V236H61V234H63V233H60V232H59ZM71 234H72V233H71ZM82 234H83V233H82ZM87 234H86V236H87ZM114 234H116V233H114ZM119 234H120V233H119ZM137 234H140V233L137 232ZM137 234H136V235H137ZM153 234H154V235H153ZM8 235H7V236H8ZM44 235H45V236H44ZM44 235H43V234H42V235H38V234H37V236H38L39 238H42V239H41V243L43 242V241H42L43 238H44L45 241H46V239H47V238L45 239V237H47V235H46L45 233H44ZM57 235H58V234H57ZM57 235H56V236H57ZM64 235H65V233H64ZM77 235H76V236H77ZM121 235H122V234H121ZM121 235H118L119 238H121V237H120ZM127 235H128V234H127ZM136 235H135V236H136ZM141 235H142V234H140V236H141ZM144 235H145V237H144ZM148 235H149V234H147V237L149 238ZM162 235H163V234H162ZM162 235H161V238H162ZM170 235H171V234H170ZM1 236H2V235H0V237H1ZM13 236H14V235H13ZM40 236H41V237H40ZM60 236L58 235V237H60ZM72 236H73V235H72ZM76 236L74 235L75 238H76ZM123 236H124V234H123ZM123 236H122V237H123ZM131 236H132V235H131ZM163 236H165V235H163ZM171 236H173V235H171ZM27 237H28V236H27ZM27 237H26V238H27ZM29 237H31V236H29ZM29 237H28V238H29ZM62 237H63V236H62ZM78 237H79V236H78ZM78 237H77V238H78ZM125 237H126V236H125ZM137 237H138V236H137ZM147 237H146V234H143V238H142V240H141V238H138V240H141V241H142L141 243L144 244L143 239H145V238H147ZM155 237H156V236L152 237V238H153V242H151V244H149L150 241H151L150 239H152V238H150V239H149L150 241H147V242H149V243H145V245L147 244L146 246H145V245H144V246H141L142 244H138V246L135 245V244L138 243V240L135 241V240L137 239L136 237H135V240L133 239V237H131V239H130L131 241H127V240H128V239H127L128 237L126 238V244L129 246V248H130L131 244H132V245H135L136 247H138V248L135 249L134 247L131 246L130 251H131V250L133 251L134 249L137 250V251H135V254H136V255H137V254L140 255V256L137 257V258H138V261H139L140 264H143V261H145L146 259H147V261H146L147 264H149V263H148V260H149V262L151 263V259L153 260V257H154L153 252H151V250H153V248H154V247L152 248V246L155 245V246L158 248L160 245H161V247H164L165 245L169 244V241H170L169 239H170V237H169V239H166L167 242L164 244V246H163L162 244H159V246H157V244H153V243H154V238H155ZM1 238H3V239H2V241H3L5 237H1ZM31 238H33V237H31ZM50 238H51V237H50ZM50 238H49V240H51ZM70 238H71V237H70ZM81 238H83V237H81ZM81 238H79V239H81ZM87 238H88V237H87ZM87 238H85V236H84V239L87 240ZM115 238H117V237H115ZM123 238H124V237H123ZM148 238H147V239H148ZM157 238H156V239H157ZM161 238H160V240H161ZM166 238H167V237H166ZM55 239H56V238H55ZM62 239H63V238H62ZM132 239H133V241H132ZM147 239H145V240H147ZM37 240H38V238H37ZM49 240H47V241H49ZM59 240H60V239H59ZM64 240H65V238H64ZM82 240H83V239H82ZM89 240H90V239H89ZM89 240H88V241H89ZM122 240H125V238L122 239ZM158 240H159V239H158ZM34 241H36V240L34 239ZM45 241H44V242H45ZM47 241H46V242H47ZM57 241H58V240H57ZM60 241H61V240H60ZM88 241H86V243H88L89 245H91L90 241H89V242H88ZM134 241L136 242L135 244H134V243H131V244L129 243L130 245L128 244V242H134ZM171 241H172V240H171ZM46 242H45L46 245H44V246H45L46 248H48V247H47L48 245H47ZM49 242H51V241H49ZM74 242H76V241H74ZM80 242H82V241L80 240ZM80 242H77V243H79V244H78L79 247H80ZM83 242H84V241H83ZM119 242H120V240H119ZM121 242H122V241H121ZM124 242H125V241H124ZM158 242H159V241H158ZM158 242H157V243H158ZM4 243H5V242H4ZM8 243H10V242H8ZM8 243H6L7 247H8V245H9ZM11 243H12V245L14 244L13 242H11ZM30 243H31V242H30ZM35 243H38V242H35ZM35 243H34V244H35ZM39 243H40V240H39ZM39 243H38V244H39ZM61 243H62V242H61ZM98 243H99V242H98ZM122 243H123V242H122ZM122 243H121V244H122ZM139 243H140V241H139ZM155 243H156V242H155ZM0 244H1V243H0ZM31 244H32V243H31ZM42 244H43V243H42ZM42 244H41V246H42ZM48 244H49V243H48ZM55 244H56V242H55ZM88 244H87V246H89ZM92 244H93V243H92ZM105 244H106V245H105L106 247L104 246L105 249H103V251H102L101 248H100L101 251H100V250L96 251L97 249L93 248V249H95L94 251H96V253H97V258H98V260L100 259V258H99L100 256H101V258H102V257L105 255L104 252L106 251V255H107V253H109L107 256H105V257L107 258V261H108V258H109V259L112 258L111 261L114 262V264H115V261H116V260L113 261V257H110L111 255H110L109 250L111 251V254H112V255H113L115 252L118 254V255H116V253H115V254L113 255L114 257L116 256L117 259L120 258V256L122 257L123 255H120V256H119V253H118L119 251H115L114 253H112L113 250H114V247H113V249H112V248H108V247H109V246H108V243H105ZM109 244H110V242H109ZM121 244H119V245L121 246ZM126 244H125V246H126ZM148 244L151 245V247H150ZM170 244L172 245L171 242H170ZM170 244L167 245V246H165V248H162V250H160L161 252H163V249H165V250H164V254H163V256H164V255L167 256V254H166L165 252H166L168 246H170ZM10 245H11V244H10ZM12 245H11V246H12ZM35 245H37V244H35ZM39 245H40V244H39ZM74 245H75V244H74ZM94 245H95V244H94ZM94 245H93V246H94ZM110 245H111V247H112V244H110ZM139 245L141 246L140 249H139ZM4 246H5V245H4ZM31 246H32V245H31ZM31 246H30V247H31ZM52 246H53V245H51V248H53ZM59 246H60V245H59ZM100 246H102V243H101ZM107 246H108V247H107ZM123 246H124V245H123ZM128 246H127V247H128ZM147 246H149V248H150V254L148 253L149 255H148L147 253H146L147 255L144 253V252L146 251ZM5 247H6V246H5ZM7 247H6V249H7ZM13 247H14V246H12V248H13ZM38 247H39V246H38ZM38 247H35V248L33 247V249H36V248H37V250L40 252L41 249H38ZM49 247H50V246H49ZM89 247H91V246H89ZM89 247H88V248H89ZM102 247H103V246H102ZM104 247H103V248H104ZM143 247H145V251H144V250H141V248L144 249ZM156 247H155V248H156ZM172 247H173V245H172ZM172 247H171V249H172ZM174 247H175V246H174ZM1 248H2V247H1ZM1 248H0V249H1ZM12 248H11V249H12ZM41 248L43 249V247H41ZM57 248H58V247H57ZM84 248L86 249L87 247H84ZM96 248L99 249V247H96ZM107 248H108V249H107ZM118 248H119V247H118ZM121 248H123V247H121ZM124 248H125L126 250L129 249V248H126V247H124ZM132 248H133V249H132ZM157 248H156V249H157ZM9 249H10V247H9ZM29 249H30V248H29ZM44 249H45V248H44ZM53 249H54V248H53ZM53 249H52V250H53ZM81 249H82V248H81ZM106 249H107V250H106ZM111 249H112V250H111ZM125 249H124V252H122V254H124V253L126 252ZM31 250H32V249H31ZM45 250H47V249H45ZM56 250H57V249H55V251H56ZM83 250H84V249H83ZM89 250L92 251V247H91ZM117 250H118V249H117ZM138 250H141V252L144 251L143 253L145 254V256H144V255L142 256V255H141L142 253H141L140 251H138ZM157 250H159V248H158ZM8 251H10V250H8ZM35 251H36V250H35ZM55 251H54V252H55ZM59 251H61V249H60ZM91 251H89V253H93V251H92V252H91ZM107 251H108V252H107ZM121 251H122V250H120V253H121ZM128 251H129V250H128ZM128 251H127V252H128ZM130 251H129V252H130ZM147 251L149 252V250H147ZM147 251H146V252H147ZM154 251H155V250H154ZM160 251H159V252H160ZM168 251H169V249H168ZM26 252H27V251H26ZM43 252H45V251L43 250ZM63 252H64V251H63ZM63 252H62V253H63ZM73 252H74V250H73ZM99 252H101V255H98ZM139 252H140L141 254H140ZM20 253H21V252H20ZM41 253H42V252H40V254H41ZM96 253L94 252V255H95ZM151 253H152V255H151ZM168 253H169V252H168ZM16 254H17V253H16ZM26 254H27V253H26ZM26 254L24 253V255H26ZM37 254H38V253H37ZM58 254H59V253H58ZM64 254H65V253H64ZM130 254H132L133 256L135 255L133 252H131ZM156 254H158V253H156ZM160 254L162 255V253H160ZM21 255H22V254H21ZM21 255H18V256H21ZM42 255H43V253H42ZM86 255H88V254H86ZM91 255L94 256L93 254H91ZM102 255H103V256H102ZM125 255H126V254H125ZM161 255H160V256H161ZM57 256H58V255H57ZM59 256H60V255H59ZM72 256H73V255H72ZM83 256H84V255H83ZM83 256H82V257H83ZM98 256H99V257H98ZM117 256H118V257H117ZM141 256H142V257H141ZM160 256H159V257H160ZM163 256L161 257L162 259L160 258V259H161V260H160L161 262H162V260H165V259H166L165 256H164V257H163ZM9 257L11 258L12 256L10 255ZM14 257H15V256H14ZM37 257H39V256L37 255ZM44 257H45V256H44ZM47 257H48V256H47ZM10 258H9V260H10ZM15 258H16V257H15ZM15 258H14V259H15ZM35 258H36V257H35ZM35 258H34V260H35ZM41 258H42V257H41ZM50 258H52V256H50ZM57 258H59V257H57ZM88 258H90V257H88ZM88 258H87V259H88ZM106 258H104V259L106 260ZM123 258H124V257H122V259L120 258V260H119V259L117 260V261H119L118 264H120L121 262H123V260H124ZM144 258H145V259H144ZM149 258H151V259H149ZM155 258H156V257H155ZM157 258H158V257H157ZM163 258H165V259H163ZM7 259H8V258H6V260H7ZM11 259H13V258H11ZM28 259H29V258H28ZM36 259H37L36 261H38V258H36ZM70 259L72 260V257L69 258V260H70ZM77 259H80V258H77ZM77 259H75V260H76V264L78 263V262H77V261H78ZM114 259H115V258H114ZM129 259H130V256H129ZM142 259H144V260H142ZM158 259H159V258H158ZM167 259H169V258L167 257ZM45 260H46V259H45ZM92 260H93V259H92ZM105 260H104V261H105ZM132 260H133V257H132ZM40 261H41V260H40ZM53 261H54V260H53ZM53 261H52V262H53ZM80 261H82V260L80 259ZM90 261H91V260H90ZM109 261H110V260H109ZM111 261H110V262H106V261H105V262H106V264H107V263L111 264ZM120 261H121V262H120ZM158 261H159V260H158ZM56 262H57V261H56ZM58 262H59V261H58ZM69 262H70V261H69ZM72 262H73V261H72ZM72 262H71V263H72ZM98 262H99V261H98ZM101 262L105 264V262H103V261H101ZM130 262H131V260H130ZM141 262H142V263H141ZM153 262H154V263H153ZM153 262H152V264H155V260H154ZM169 262H170L169 260H168V261L166 260V263H167V264H169ZM44 263H45V262H44ZM65 263H67V262H65ZM65 263H64V264H65ZM90 263H92V262H90ZM102 263H101V264H102ZM123 263H124V262H123ZM123 263H122V264H123ZM156 263H157V262H156ZM33 264H34V263H33ZM47 264H48V263H47ZM50 264H51V261H50ZM55 264H56V263H55ZM68 264H69V263H68ZM72 264H74V262H73ZM79 264H80V262H79ZM93 264H94V263H93ZM112 264H113V263H112ZM144 264H145V262H144ZM161 264H165L164 261H163Z\"/></svg>",
    "mask_w": 264,
    "mask_h": 264
}]
</instances>
